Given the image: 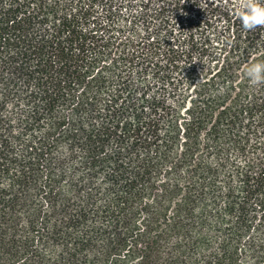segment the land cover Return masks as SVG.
Listing matches in <instances>:
<instances>
[{"label":"trees","instance_id":"1","mask_svg":"<svg viewBox=\"0 0 264 264\" xmlns=\"http://www.w3.org/2000/svg\"><path fill=\"white\" fill-rule=\"evenodd\" d=\"M162 1L0 0V264H264V25Z\"/></svg>","mask_w":264,"mask_h":264},{"label":"clouds","instance_id":"2","mask_svg":"<svg viewBox=\"0 0 264 264\" xmlns=\"http://www.w3.org/2000/svg\"><path fill=\"white\" fill-rule=\"evenodd\" d=\"M242 27L246 30L259 25H264V6L256 3V0H246L236 11ZM243 75L251 85L264 83V61H255L246 64Z\"/></svg>","mask_w":264,"mask_h":264},{"label":"rangeland","instance_id":"3","mask_svg":"<svg viewBox=\"0 0 264 264\" xmlns=\"http://www.w3.org/2000/svg\"><path fill=\"white\" fill-rule=\"evenodd\" d=\"M199 5H203L207 2L213 0H197ZM237 4H241L242 0H235ZM163 5L162 0H122V6L119 8V11L122 15H125L127 12L137 13L140 10H144L149 14H157Z\"/></svg>","mask_w":264,"mask_h":264}]
</instances>
